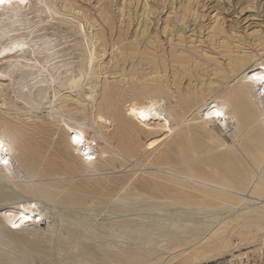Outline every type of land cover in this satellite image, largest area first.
<instances>
[{"label":"bare ground","instance_id":"obj_1","mask_svg":"<svg viewBox=\"0 0 264 264\" xmlns=\"http://www.w3.org/2000/svg\"><path fill=\"white\" fill-rule=\"evenodd\" d=\"M124 1L118 16L127 26L134 13L143 19L132 42L125 44L118 35L110 44L120 46L123 63L117 86L100 79L108 47L103 27L115 6L112 0L100 6L98 19L74 0H14L11 7L0 6V159L7 161L0 163V240L38 255L43 251L39 238L30 242L37 234L30 228L47 223L52 208L101 206L112 214L128 213V219L108 224L112 240L97 251L86 243L92 234L81 235L59 220L67 233L62 245L76 237L83 241L77 258L109 264L257 258L264 244V86L249 77L264 71V35L253 31L252 42L238 36L230 42L236 36L226 35L224 7L219 9L217 0L206 41L198 42H208L226 58L227 71L217 58L204 55L214 61L211 75L226 81L219 90L218 82L195 84L191 69L197 64L190 66L178 45L165 53L157 32L148 39L154 8L131 10L140 0ZM191 2L173 8V26L163 29L168 43H184L176 24L186 18ZM236 7L234 15L255 9L252 0ZM141 46L145 59L125 71V62ZM160 131L170 135L148 152L155 143L148 137ZM126 160L139 161L146 170L95 179L122 168ZM137 211L145 213L132 215ZM22 214L29 219L13 228ZM0 264L25 263L0 254Z\"/></svg>","mask_w":264,"mask_h":264},{"label":"rangeland","instance_id":"obj_2","mask_svg":"<svg viewBox=\"0 0 264 264\" xmlns=\"http://www.w3.org/2000/svg\"><path fill=\"white\" fill-rule=\"evenodd\" d=\"M181 1L184 0H140L139 3L135 5L133 1L130 6L128 5V9L132 10L137 8V10H140L143 5L146 7V9L154 8L155 10H153L155 11V15H150L147 20V32L149 31V33H147L146 35L148 36V39L149 37H152L155 32H157L159 41L162 43V48L160 49H163L165 53H168L170 48H178L177 50H180L179 52L181 54H184V56H186V59L190 60V64L188 63L190 66L197 64V67L195 69H191V74L193 77H195L196 80L195 84H197L200 79H203L207 82L213 81L216 82V84L218 82V85H216L215 88L222 90L223 87L219 83L223 84L226 83V81L217 79L219 77L216 78L215 76L211 75L210 71L215 68L214 61L207 60L204 55H207L210 58H217L220 64L223 65L222 67L227 71L226 58H224L218 50L211 49L208 42H198L201 39V41H206L205 35L208 32L209 26L213 24V17L218 13L217 10H215L218 6L216 4L217 0H192L190 5V12L187 14L186 18L176 24V28L181 29L183 36L185 37L184 43L176 44V42L174 41V43H168V37L163 34V29L166 24H171L170 26H173L172 22L174 21L175 17L173 8H175ZM218 1L220 4L219 9L224 7V11L221 10L220 12V14L222 13L220 17L225 20L224 29L226 35H230L233 31L236 36L235 39H229L230 42L237 41V36L238 38L252 42L254 38L250 33L253 31H257L259 35H264V0H252L255 9H246L241 13H236L235 15L233 14V12H235L237 4L241 3V1L244 2L246 0H240V2L239 0ZM74 2L79 7L85 9L88 14H90V16L98 19L97 11L100 9V6H102V4L106 2V0H74ZM124 2V0H112V4L115 6L110 8L109 22L103 27V33L108 42V47L106 48L105 54L101 59V64L104 66V72L100 75V79H102L101 81H103V83L107 81L106 84L110 86H117L119 84L121 85V82H119L121 76L119 75L122 74L121 67L123 65L122 60L118 58L120 46L111 47L110 44L115 43L118 35L122 36V41L125 44L132 42L133 40L131 37H133L135 31L140 28L143 19L141 18L140 12H138L137 14L134 13L131 15L132 20L127 26L125 21L126 18L123 19L122 17L118 16L120 6ZM193 13L194 16H192ZM120 21L124 22V24H120ZM110 26H112L111 34L109 31ZM190 36L195 38V42L193 44L189 43L190 39H188V37ZM248 48H250L249 50H253V48H251L250 46H248ZM143 51L144 49L141 46L140 51H136L134 59L132 61L127 60L125 62V71H129L130 64H132V62H135L136 64L139 62V60L145 59ZM158 52L161 51L157 50V54ZM157 54L155 56L159 58L160 53L158 55ZM165 65L166 67H168V74L166 73V77H169L168 79H171V75L169 74H171L172 70L169 68V62L166 61ZM159 67H162V65L160 64ZM206 70L208 71L206 72ZM229 77L232 78V74ZM188 80V77L184 78L181 84L184 85ZM229 81H231V79ZM230 84L231 82H229L227 86L224 87V89L229 88L228 85ZM85 99L86 97L84 96L82 98V103L84 105H86L84 102ZM171 101L173 102L174 100ZM42 115H44V113L39 114V116ZM191 118L192 116L190 117V119ZM163 131H160L148 137V141H155L154 144L147 148L148 152L157 149L164 142V139L170 135H167V132L166 134H163ZM142 139L145 138L142 137ZM123 163L124 166L122 168H117L114 171H107L105 173H102L101 176L98 175L99 177L96 176L95 178L94 176L93 178L100 179L103 176L120 177L123 174L128 175V173H131V171L139 172L146 170L145 167L141 166V163L139 161L126 160ZM10 185L8 184L9 187L12 186ZM50 212L51 214L47 218V223L42 222L41 226L30 228V230L34 229L37 234H35V236L33 237H30L31 239L29 238V240L30 242H32L37 241V238H39L38 240L41 250L43 251L42 253H39L38 255L31 254L29 256L23 254L21 251H19V249L9 245L6 240H0V254L4 255L7 258L19 259L25 264H109L105 261H101L98 258L91 260L90 262L87 259L85 260L77 258L75 252H77V249H79L78 242L81 241L80 237H76V240L74 238L72 243L68 244V246L62 245V243L64 242L63 240L66 238V236L64 235H66L67 233H65L66 231L62 229L61 222L64 221L70 228L79 230L81 235L92 234V239L86 243L92 245V248L94 247V249L97 251L96 246H98L100 243L112 240V237L108 236V224H110L111 222H119L128 219V213L112 214L110 207L101 206H90L67 210V208H63V206L60 205H57L56 208H52ZM143 213L145 212L137 211L132 212V215ZM157 214H159V212ZM61 217L62 219H60ZM190 222L191 221H188L187 225L191 226L193 224L192 222L190 224ZM113 235H117V233L115 232ZM117 240L120 242L124 241L123 239Z\"/></svg>","mask_w":264,"mask_h":264},{"label":"snow or ice","instance_id":"obj_3","mask_svg":"<svg viewBox=\"0 0 264 264\" xmlns=\"http://www.w3.org/2000/svg\"><path fill=\"white\" fill-rule=\"evenodd\" d=\"M19 3L23 4L26 2V0H18ZM14 3V0H0V6H4V5H8L9 7H11ZM0 55H3L2 52H0ZM249 79L257 84H260L262 86H264V71H261V72H256V73H253ZM150 112V110H149ZM140 117L142 119H147V115L144 111H141L139 113ZM212 115H215L217 117L221 116L222 115V111H214L212 113ZM73 140L74 142L76 143H80L82 142L81 141V138H77V137H73ZM0 150H3V141H0ZM0 163H7L6 160H2L0 159ZM29 219V217L26 215V214H22L20 217H19V221L20 223H16V222H12V227L13 228H18L20 227V224H22L25 220Z\"/></svg>","mask_w":264,"mask_h":264},{"label":"built area","instance_id":"obj_4","mask_svg":"<svg viewBox=\"0 0 264 264\" xmlns=\"http://www.w3.org/2000/svg\"><path fill=\"white\" fill-rule=\"evenodd\" d=\"M202 264H264V244L260 249L259 256L252 260H247V259L239 260L233 257H223Z\"/></svg>","mask_w":264,"mask_h":264}]
</instances>
